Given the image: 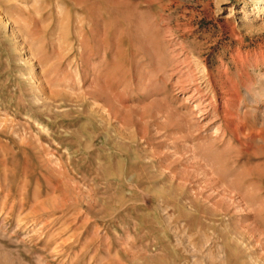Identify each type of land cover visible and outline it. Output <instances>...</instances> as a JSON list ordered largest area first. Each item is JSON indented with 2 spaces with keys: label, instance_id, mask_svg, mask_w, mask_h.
Listing matches in <instances>:
<instances>
[{
  "label": "rangeland",
  "instance_id": "1",
  "mask_svg": "<svg viewBox=\"0 0 264 264\" xmlns=\"http://www.w3.org/2000/svg\"><path fill=\"white\" fill-rule=\"evenodd\" d=\"M0 264H264V0H0Z\"/></svg>",
  "mask_w": 264,
  "mask_h": 264
},
{
  "label": "bare ground",
  "instance_id": "2",
  "mask_svg": "<svg viewBox=\"0 0 264 264\" xmlns=\"http://www.w3.org/2000/svg\"><path fill=\"white\" fill-rule=\"evenodd\" d=\"M260 8H262V7H260ZM252 101H255L254 99H252Z\"/></svg>",
  "mask_w": 264,
  "mask_h": 264
}]
</instances>
